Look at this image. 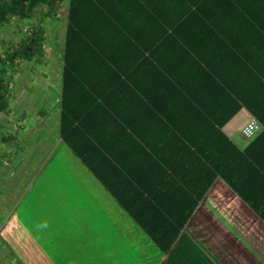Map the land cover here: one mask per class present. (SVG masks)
I'll list each match as a JSON object with an SVG mask.
<instances>
[{"label":"trees","instance_id":"obj_1","mask_svg":"<svg viewBox=\"0 0 264 264\" xmlns=\"http://www.w3.org/2000/svg\"><path fill=\"white\" fill-rule=\"evenodd\" d=\"M63 1L0 0V24ZM40 33L0 59V114L9 104L6 70L17 59H33L44 42ZM152 36L181 41L179 57L155 63ZM62 63L59 138L162 254L172 250L217 178L264 224V0H67ZM167 105L173 114L158 109ZM242 109L262 130L239 149L222 129ZM124 115L142 123L128 131L120 124ZM153 115L168 123L155 129ZM200 117L207 122H196ZM170 130L185 134L179 143L202 164L190 171L184 211L171 215L153 197L154 204L144 197L146 203L126 204L98 169L122 143L144 152L152 145L142 134Z\"/></svg>","mask_w":264,"mask_h":264},{"label":"crops","instance_id":"obj_2","mask_svg":"<svg viewBox=\"0 0 264 264\" xmlns=\"http://www.w3.org/2000/svg\"><path fill=\"white\" fill-rule=\"evenodd\" d=\"M153 39L154 36L152 60L155 63L165 64L179 57L182 49L178 50L177 46L181 45V41L163 39L157 42ZM155 63L152 71L156 70ZM158 109L174 113L169 105ZM185 109L184 114L189 112ZM180 111L182 117V109ZM237 116H241L238 119H242L241 123L233 122ZM250 117L242 109L222 129L239 149L249 144L243 140L240 131ZM167 119L153 115L152 126L158 130V126L168 123ZM177 119L173 117L170 122L174 123ZM122 120L120 124L130 126L128 131H134V127L142 123L137 115H124ZM199 120L196 122H207L206 117ZM238 125L239 135L234 137ZM184 135L174 130L162 135L157 132L142 134L152 145L151 148L145 146L144 152L136 150L134 146H137L133 143H122L123 146L107 155L101 169H98L103 181L111 185L126 204L142 203L143 197L150 198L149 204H152L153 197L171 215H178L177 212L184 211L182 208L188 203L185 192L192 182L190 171L198 170L202 165L179 143L186 137ZM126 138L130 139L119 135V140ZM51 156L36 173L31 171L30 184L14 188L13 203L6 201L8 206L2 213L0 223L3 221V224L0 227L4 232L6 252L15 255L12 257L15 263L219 264L217 241L221 242L222 235L239 236L237 233L242 232L239 218L246 217L244 213H239L244 209L251 215L252 228L249 230L264 238L261 232L264 224L217 178L198 203L172 250L164 255L60 138ZM219 181L224 184H218ZM223 197L226 199L223 209H220L218 201ZM243 242L244 238L242 244L247 250ZM258 249L264 253V241L259 243L256 251ZM191 258L194 261H190Z\"/></svg>","mask_w":264,"mask_h":264},{"label":"rangeland","instance_id":"obj_3","mask_svg":"<svg viewBox=\"0 0 264 264\" xmlns=\"http://www.w3.org/2000/svg\"><path fill=\"white\" fill-rule=\"evenodd\" d=\"M66 15L67 0H64L52 9L46 6L37 9L29 19L14 15L8 23L0 24L1 60L6 61L10 49L23 48L26 38L31 34L35 36L41 32L44 38L42 49L31 61L17 59L4 75L9 83V104L8 109L0 114V219L8 206L6 201L13 203L14 188L30 184L31 171L36 173L59 145L58 103ZM239 118L241 116H237L233 122ZM239 125L234 137L239 135ZM26 166H29L28 169ZM225 199L223 197L218 201V208L223 209ZM242 213L246 217L239 218V227L242 229V232L237 233L239 236L222 235L221 242L217 241L219 256L216 257L219 264H264L263 250L256 251L264 238L249 230L252 228L249 211L244 209L239 214ZM261 232L264 234V227ZM3 233L0 227V264H18L12 258L15 255L6 252ZM243 238L247 250H244ZM230 245L233 246L231 249ZM189 260L194 261L192 258Z\"/></svg>","mask_w":264,"mask_h":264},{"label":"built area","instance_id":"obj_4","mask_svg":"<svg viewBox=\"0 0 264 264\" xmlns=\"http://www.w3.org/2000/svg\"><path fill=\"white\" fill-rule=\"evenodd\" d=\"M262 130L260 123L254 118L250 117L244 127L241 129V136L244 141H252Z\"/></svg>","mask_w":264,"mask_h":264}]
</instances>
